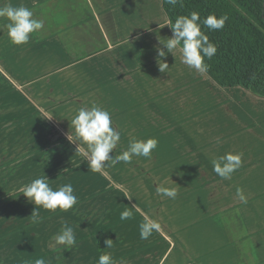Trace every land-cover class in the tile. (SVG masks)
Listing matches in <instances>:
<instances>
[{
	"label": "crops",
	"instance_id": "obj_1",
	"mask_svg": "<svg viewBox=\"0 0 264 264\" xmlns=\"http://www.w3.org/2000/svg\"><path fill=\"white\" fill-rule=\"evenodd\" d=\"M9 4L43 28L14 46L0 18V264H97L104 251L127 264H264V97L217 84L179 50L161 72L156 47L172 36L161 0H0ZM92 106L120 133L110 156L155 138L153 158L92 172L68 139L72 116ZM227 152L242 163L222 179L212 160ZM41 175L54 190L71 183L77 204L51 212L12 194ZM161 185L177 197L158 195ZM125 208L133 218L121 221ZM145 215L161 230L142 240ZM65 225L74 247L54 239Z\"/></svg>",
	"mask_w": 264,
	"mask_h": 264
},
{
	"label": "clouds",
	"instance_id": "obj_2",
	"mask_svg": "<svg viewBox=\"0 0 264 264\" xmlns=\"http://www.w3.org/2000/svg\"><path fill=\"white\" fill-rule=\"evenodd\" d=\"M166 3L176 5L180 0H165ZM0 18L7 21L4 25L9 42L14 46L26 45L29 43L31 35L38 33L43 28V22L34 18L33 12L23 5L0 6ZM228 17L222 15L219 18L215 14H210L203 20L196 11L188 15L177 16L174 22L166 21L165 25L170 26L172 36L166 40L159 41L156 47V53L159 58L158 66L161 72H165L169 65L164 60L168 54L175 55L179 50L181 62L203 73L208 70L205 58L211 59L217 52V46L210 42L208 35L202 31V27L209 31H217L225 26ZM166 49V50H165ZM72 131L68 135L70 142H78L77 150L87 162L88 168L94 173H101L106 161H111L112 165L120 162L131 163L133 156H143L149 159L153 158V150L157 148L158 141L155 138L133 139L130 141L126 150L113 158L110 153L116 148L120 141V133L115 130L111 122L109 111L98 106L81 107L71 118ZM219 142V141H218ZM86 145V149L81 146ZM241 154L227 152L212 160L213 171L222 179L230 178L231 175L241 166ZM65 173H69L65 169ZM158 195L171 199L177 197V190L173 187L157 186ZM14 195L22 194L28 199L29 203L35 205V208H43L46 211L54 212L57 209L68 211L77 204V196L74 195V188L71 183L60 185L53 189L49 185V180L41 175L33 178L30 182L23 183L12 192ZM237 197L242 203H247L242 189H237ZM33 224L41 222L38 211L32 212ZM133 218V211L125 208L120 213V220H129ZM161 225L157 220L145 215L143 221L139 224V233L142 240H146L159 232ZM58 245L66 248L76 246L77 240L73 227L65 225L54 237ZM105 248H113V240L105 239ZM34 264H47L44 258H37ZM97 264H127L126 261L116 260L110 252L104 251L98 257Z\"/></svg>",
	"mask_w": 264,
	"mask_h": 264
},
{
	"label": "trees",
	"instance_id": "obj_3",
	"mask_svg": "<svg viewBox=\"0 0 264 264\" xmlns=\"http://www.w3.org/2000/svg\"><path fill=\"white\" fill-rule=\"evenodd\" d=\"M168 20L193 11L203 20L210 14L228 17L217 31L202 27L217 46L206 73L219 85L242 86L264 97V0H180L171 5L161 0Z\"/></svg>",
	"mask_w": 264,
	"mask_h": 264
},
{
	"label": "rangeland",
	"instance_id": "obj_4",
	"mask_svg": "<svg viewBox=\"0 0 264 264\" xmlns=\"http://www.w3.org/2000/svg\"><path fill=\"white\" fill-rule=\"evenodd\" d=\"M261 145H262V150H263V148H264V142H262ZM263 160H264V157H263ZM252 165H253V164H252ZM252 165H251V166H252ZM252 169H255V168H252ZM263 169H264V168H263Z\"/></svg>",
	"mask_w": 264,
	"mask_h": 264
}]
</instances>
